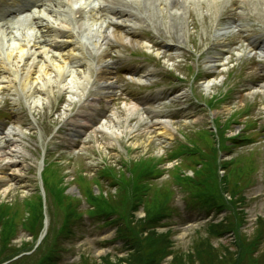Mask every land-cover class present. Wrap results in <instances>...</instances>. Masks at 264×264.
<instances>
[{"label": "rangeland", "instance_id": "rangeland-1", "mask_svg": "<svg viewBox=\"0 0 264 264\" xmlns=\"http://www.w3.org/2000/svg\"><path fill=\"white\" fill-rule=\"evenodd\" d=\"M194 8L196 15L193 14L191 19L195 25L188 18L189 12L182 18L171 16L166 8L162 11L149 8L146 13L156 28L157 34L152 37L158 41L161 38L168 40L173 47L165 48L173 49V52L162 53L159 62L155 56L157 50L146 55L154 65L150 78L157 81L148 86L154 90L180 89L177 97L171 96L176 101L165 99V103L152 105L153 121L161 119L159 112H165L167 108L177 111L173 115L176 120L166 122L171 130L170 136L164 135L158 124L152 126L151 122L145 124V121L141 130L135 131L143 119L122 99L107 103L105 117L109 125H114L111 116L116 114L125 125L124 119L130 114L127 108L131 109L133 120L126 130L129 133L134 131L137 137L131 139L132 134L126 141L118 140L115 133L105 135L90 123L82 129L79 126L87 123L82 119L81 110L85 112L87 106L82 103L80 88L76 99L67 90L62 92L64 95L60 94L63 89L59 92V88L50 83L46 85L50 86L47 102L30 112L22 107V99H18L19 94L14 93L12 86L6 87L7 92L0 93V138L17 126V116L23 121L20 125L22 134L15 136L17 147L11 144L0 150V210L6 217L11 210L9 216L14 217L13 209H19L20 213L15 214L20 220L22 216L31 218L33 215L27 204L38 208V217L41 218H38V236L45 225L48 228L51 224L41 248H57L60 264H106V261L124 260L127 251L124 240L118 236L127 230L122 223L121 205L139 195L135 206L151 212L143 219L139 216L145 211L131 209L130 212L134 211L128 219L138 228L141 237L147 236V244L155 243L156 247L166 249L156 264H171L175 259L178 263H185L183 257L191 260L189 253H198L197 247L203 242H210L212 251L221 245L229 249L236 235L248 236L255 220L264 214V57L260 68L254 64L257 57L248 61L249 54L243 49H233L226 56L230 57L228 62H222L216 68L208 67L210 50L204 58L199 53L212 41H221L222 37L230 35L231 31L212 19L203 21L202 12L210 14L206 8ZM240 11L241 22L251 25L264 39V6L254 9L252 3L245 1ZM174 43L182 46L175 48ZM196 43L200 45L195 47ZM146 58L139 60L144 62ZM194 71L201 74L193 79ZM206 84L211 87L205 89ZM14 85L21 91L22 82ZM186 103L190 108L183 110ZM53 104H57L56 112H52ZM64 114H70V118ZM235 134L238 139H227ZM188 140L207 150L212 140L223 143L225 147L218 151L219 160H235L227 165L224 173L217 165L218 160H211L210 165L216 173L198 155L185 153L183 147L179 148V144H189ZM43 159L49 163L45 166L47 171L42 185L40 170L44 163L40 166V162ZM51 166L54 174L49 173ZM180 175L181 178L177 177ZM40 186L43 189L41 194L35 191ZM101 203L110 204L116 211L107 216L108 222L91 221L92 213H101L102 209L97 207ZM188 204L189 208L186 207ZM207 208L215 211H209L207 215ZM160 214L165 219L160 225L153 226L151 222L155 223ZM228 216L237 223L230 226ZM223 227L230 231L227 235L219 237L214 234V229ZM28 233L27 230L20 231L19 237L14 239L16 246L23 248L22 242H32ZM40 250L27 261L42 256ZM228 251L232 252L231 249ZM235 256L236 253L226 258L221 256V259L227 264ZM123 263L127 264L126 261Z\"/></svg>", "mask_w": 264, "mask_h": 264}, {"label": "bare ground", "instance_id": "bare-ground-1", "mask_svg": "<svg viewBox=\"0 0 264 264\" xmlns=\"http://www.w3.org/2000/svg\"><path fill=\"white\" fill-rule=\"evenodd\" d=\"M72 1L73 4L70 6L71 0H62L60 7L63 8L61 11L57 5L49 7L50 16L53 13L70 11L73 17L77 13L75 10L83 7L89 8L88 14H83L77 19H71L70 24L65 28L60 23H57L60 25L55 23L56 17L51 19L49 18L50 16H45V12L41 16L38 12L25 14V21H23L22 26L18 25L12 18L0 21V93L3 91L7 92L8 89L4 87H8V84L14 82L16 78H20L23 84V91L25 92V100H29L33 106H37L41 102L47 101L45 89H47L46 85L50 83L58 87L59 92L64 89L63 91L67 90L70 94L73 92L75 97L80 88L82 98L84 97L83 101L87 100L88 102L87 109L93 110V112L89 113L83 112L86 113L82 117L85 121H88V118L91 117L88 115L96 113L100 108V106L97 107L99 98L103 95L105 97L109 96L116 86L108 70L109 66L112 65L110 63L112 53L118 54L119 50H113L111 46L115 45L124 48L141 44L138 29L140 30L139 27L145 23V11L153 8L152 6L160 7L159 5L164 2L166 7L175 8L173 10L174 14L172 12L170 14L182 18L188 12L192 16L193 14L196 15L194 7L206 8L210 11V14L202 12L204 21L210 19L209 15H211L212 19L214 11L224 7L227 3V0H150V3L149 0H109L110 4L114 3L117 7V15L113 17L104 15L99 11L95 12V7L90 0ZM245 1L252 3L254 9L264 6V0ZM31 3L33 4L35 1H31ZM4 6H6L5 11L10 8V4L6 1ZM185 10L187 11L185 12ZM218 15L216 14L214 18L217 19ZM66 20V17H64L62 21L65 22ZM74 24L76 25L73 26ZM191 24L195 25L193 21H191ZM39 28H44L45 34L41 32L40 35ZM50 32L53 33L50 34ZM60 33L64 35L61 39L64 46H69L68 50L64 53L46 49L45 43H58L55 36ZM199 45L196 43L194 46L197 47ZM222 46L220 45L217 50L219 53L224 51ZM260 55L264 57V50L260 52ZM68 58H73L74 63L69 65L67 63ZM219 60L216 56H210L208 62L216 66L220 64ZM91 66H94V69ZM92 70L96 72V77L90 81L89 75ZM141 70V75L139 71V78H137L140 80L152 72V69L147 67H143ZM65 82L67 83L62 85ZM88 85L89 87H87ZM209 87H211L210 84L205 85V89H209ZM76 99L78 98L76 97ZM94 104L95 106H93ZM133 108L135 109V107ZM127 110L130 114L124 119L125 125L122 124L123 122L121 123V119L116 114H113L111 118L113 117L112 123L115 124L109 125V120L105 119L99 129H103L105 134L115 133L118 140L123 139L126 141V138H130L128 137L129 135L134 134V131L129 133L126 130L132 120V113L134 114L131 109L127 108ZM64 115H67L65 117L68 118L70 116V114ZM143 122H140L138 129L135 131L141 130L140 126H143ZM151 124H158L162 127L161 132L164 135H171V130L167 128L163 118L160 121H152ZM120 126L123 128L120 129ZM14 131L16 134L21 133L15 126L8 134H5L6 136L1 137L0 150L4 149L7 144L16 142ZM123 133L125 134L124 136L122 135ZM143 133L145 132L143 131ZM137 136L138 134L135 133L131 136V139Z\"/></svg>", "mask_w": 264, "mask_h": 264}, {"label": "trees", "instance_id": "trees-1", "mask_svg": "<svg viewBox=\"0 0 264 264\" xmlns=\"http://www.w3.org/2000/svg\"><path fill=\"white\" fill-rule=\"evenodd\" d=\"M139 196L134 197V200L130 199L128 202H126L124 205H121L122 208V214L121 217L123 218L122 223L124 224V228L127 229L124 234H121L118 236L122 238L124 247L129 251L127 256L124 260L118 259L117 262L112 261H106V264H123V261H126L127 264H155L159 256H162V252L164 250L160 249L161 247L157 245L155 246V243L147 244V236L141 237L138 228H136L134 225H131V221L128 219L129 216L131 217V209H136L138 206H135L136 199L139 198ZM2 207V206H0ZM27 207L29 211L32 209L31 213H33L31 218H26L24 216L21 217L19 220L16 218L15 213H20L19 209L14 210L13 209V215L14 217H10L11 210H9L8 217L5 216V212L3 210H0V227H2L0 231V240H1V247H0V264L6 260H10L13 256L17 255L18 252L21 249H18L15 245H13L12 239L17 237L19 235V232L21 229H26L30 233H37L39 229L38 225V208L31 207L30 204H27ZM100 210L99 212L104 213L103 215L106 217L110 214H113L114 211H116L110 204L108 203H101L100 206H97ZM101 207V208H100ZM11 207H9L10 209ZM151 211L148 212L150 214ZM98 213V212H96ZM160 212H158L159 214ZM100 214V213H98ZM36 215V216H35ZM35 216V218H34ZM119 216V215H118ZM152 217V216H151ZM150 217V218H151ZM26 218V219H25ZM34 218V219H33ZM41 219V218H40ZM230 220V226L234 224L232 219ZM149 219V223H150ZM262 234L264 232V222L261 223L260 229ZM125 238V239H124ZM256 239H249L245 240L242 239L239 241L238 245H240V249L236 252V256L234 259H232L230 262H227V264H264V254L261 255V259H256L253 257V255L250 253L252 247L255 246ZM53 250V249H52ZM51 251V250H50ZM221 253H219L217 250H210V247L203 244L200 246L198 250V258L199 263H196L195 261L191 260L189 263H178V260L175 259L174 261H171V264H225V259H221L220 256ZM232 252H226V255L224 256L229 257L231 256ZM43 256H50V253L48 252L47 255L43 253ZM29 256H22L21 258L11 261L7 264H35L31 262H26ZM36 264H48L46 262L42 263H36Z\"/></svg>", "mask_w": 264, "mask_h": 264}]
</instances>
